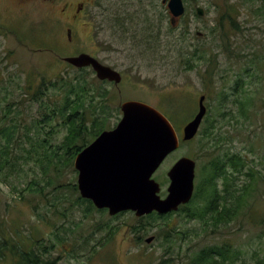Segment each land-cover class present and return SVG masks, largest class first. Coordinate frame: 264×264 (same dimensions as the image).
Returning <instances> with one entry per match:
<instances>
[{
    "label": "rangeland",
    "instance_id": "obj_1",
    "mask_svg": "<svg viewBox=\"0 0 264 264\" xmlns=\"http://www.w3.org/2000/svg\"><path fill=\"white\" fill-rule=\"evenodd\" d=\"M123 1L129 4L126 9L132 23L125 51L114 55L110 49H101L97 55L103 60L116 59L121 64L117 68L130 77L136 89L124 93L125 98L154 102L159 95L165 97L163 101L174 110L169 115L180 134L193 117L191 109L184 114L182 107L197 106L199 94H207V113L197 135L192 142L181 143L153 175L161 186L160 195L166 194V172L180 157H188L196 162L194 193L204 172L208 174L213 166L223 164L226 174L233 177L230 191L242 189L243 194L249 192L247 198L242 200L244 194L232 220L224 227L205 225L204 219L187 215L184 209L189 212L203 203L200 199L164 219L152 216L141 221L132 213L113 219L107 213L90 211L82 203L80 219L75 207L79 194L72 188L77 174L73 160L62 149L67 134L64 120L56 116L44 121L38 103L23 98V91L30 85L34 90L42 76L52 79L69 68L60 59L71 53L63 43L65 31L62 32L60 16L50 5H31L30 30L27 22L2 20L4 4L0 0V23L16 30L29 45L21 46L14 35L0 36V120L16 124L18 136L29 131L31 139L23 138L22 145H32L31 161L24 162L17 172L5 169L0 174V245L4 248L0 264H14L15 249L45 252L44 258L55 260V264H192L200 251L222 243L239 250L234 264H264V0H197L206 10L205 24L191 11L189 1L183 0L184 20L190 24L170 30L163 17L158 34L150 11L141 12L146 0H92L89 11H97L105 22L103 37L113 34V7L121 6ZM228 6L237 8V23L241 26V31L232 30L228 35L231 53L224 52L227 42L221 40V30L216 27V20ZM252 6L259 14L251 11ZM144 19L148 24L143 31L139 22ZM224 25L228 28L227 22ZM196 30L206 33L205 39L196 36ZM193 43L205 51V65L193 61ZM58 97L55 103L46 100L43 104L56 105L58 109L62 101ZM109 97L118 103L116 94ZM120 118L118 111L111 113L106 130ZM234 155L243 161L238 173L228 163ZM30 183L36 185H31V192ZM215 184L223 191L228 183L220 178ZM59 185L62 188L55 191ZM67 234L95 236L93 251L76 247L81 237L79 241L68 238L61 244L62 236ZM148 238H153L150 243H146ZM52 245L56 247L50 250ZM65 245L73 247L70 254L65 253Z\"/></svg>",
    "mask_w": 264,
    "mask_h": 264
},
{
    "label": "water",
    "instance_id": "obj_2",
    "mask_svg": "<svg viewBox=\"0 0 264 264\" xmlns=\"http://www.w3.org/2000/svg\"><path fill=\"white\" fill-rule=\"evenodd\" d=\"M168 9L172 25L185 11L182 0H169ZM196 15L202 17L203 9L197 8ZM63 61L75 68L91 67L100 81H121L117 71L88 54L66 57ZM120 110L117 125L101 132L74 158L80 197L90 200L97 209H107L110 216L125 211L136 217L176 212L192 198L195 161L181 157L172 165L167 172L166 196L161 198L160 185L152 176L166 157L178 149L179 136L169 120L147 104L126 101ZM205 114L204 97H200L197 113L182 128V142L194 139ZM151 241L148 238L146 243Z\"/></svg>",
    "mask_w": 264,
    "mask_h": 264
},
{
    "label": "trees",
    "instance_id": "obj_3",
    "mask_svg": "<svg viewBox=\"0 0 264 264\" xmlns=\"http://www.w3.org/2000/svg\"><path fill=\"white\" fill-rule=\"evenodd\" d=\"M251 11L259 14L254 10L253 6L251 7ZM228 12H230L231 15H229ZM237 15V8L234 6H228L221 13L219 17L220 19L216 23V27L221 30V40L226 39L227 42V45L223 46L225 53H231L228 48L229 33L232 32V30L235 32L241 31V27L237 23ZM225 22H227L228 28L225 27ZM93 75L94 74L91 70L67 68L64 73H60L52 79H47L42 76L43 78L34 90H31L30 85L23 91V98L27 97V101L32 103L36 101L38 103L37 109L42 110V118L44 121L53 119V117L55 118L56 116L60 117L61 120H64V122L62 120V124L67 127V134L62 142V149H65L66 155H70V160L74 159L76 154L83 148L88 140L95 139L102 131L107 129L105 127L107 123L106 120L111 116V114L103 112L104 108L102 107L105 106L104 102H107L108 100H103L106 94L102 95L99 93V87L94 84V82H96L95 77H92L93 79L90 78V76ZM27 83L31 84L30 81H27ZM97 96L100 97V101L97 100ZM57 97L62 99L58 109L56 108V105L54 106L49 103L43 104L46 100L55 103L57 102L55 100ZM109 98L110 103L114 101L113 97ZM166 117L175 127L173 117L170 115ZM0 121V174L5 169L8 173L17 172L24 162L31 161V143L27 146L22 145L23 138H27L26 140L31 139L30 135H27V132L29 131L26 130L27 132L25 134L18 136L16 132L18 131L16 124L13 122L11 124L5 123V120ZM46 156L49 157V155ZM228 159V163L232 166L235 173H238L243 163L242 159L235 155ZM223 167V164H218L211 168L212 172L208 174L204 172L205 176L199 178L195 193H193L192 199L187 205H191L198 199L203 203L195 205L189 212L187 208L184 209L189 217H196L200 220L204 219L205 225L209 223L214 226L222 225L224 227L228 224L232 220L236 208L241 204L240 201L245 194H243L244 191L242 189H232L234 194H238L237 196L230 191L229 183L233 181V177L230 178ZM250 177L251 179L253 178L251 174ZM220 178L228 183L225 185L223 191H219L215 184V180ZM47 184L51 185V182H48ZM31 185L35 184H29V192H31ZM61 188L62 185L56 186L55 191ZM72 188L77 192L76 185H74V187L72 185ZM248 189L251 191V186H249ZM246 194L245 198L242 200H246ZM233 204H235V206ZM52 207L55 208V204H53ZM169 215L171 214L166 216H158L154 214L152 216L158 220L164 219ZM152 216H148L147 218ZM15 235L18 236V232H16ZM0 243H2L1 240ZM2 248L3 244L0 245V257H3ZM15 250L17 253V255H15L17 261L14 264H53V261L44 258V255H46L45 252L39 253L34 250L24 249V251L21 249ZM238 253L239 250L235 246L222 243L219 247H211L207 250L200 251L192 264H234L238 257Z\"/></svg>",
    "mask_w": 264,
    "mask_h": 264
},
{
    "label": "flooded vegetation",
    "instance_id": "obj_4",
    "mask_svg": "<svg viewBox=\"0 0 264 264\" xmlns=\"http://www.w3.org/2000/svg\"><path fill=\"white\" fill-rule=\"evenodd\" d=\"M1 1L4 4L1 6L2 20L6 19L9 21L10 19L12 20L16 19L15 23L21 22V24L22 22H27L30 30H31V5L32 6L34 5L35 6L37 5H41V6L48 5L49 6L50 5L52 8H55L57 10L56 11L57 14L60 16L58 20L62 23V24L60 23L62 25V32L65 31V38L63 40L64 46H66L67 48L71 50V53L69 55L60 57L61 61L64 62L63 59L66 57H75L79 54L84 53V54H88L91 57L97 59L99 63H101L104 66L110 67L111 69L117 71L121 75V81L118 84H115L114 82H109L106 80L99 81L98 79H96V82L100 85L99 93L102 95L106 94L103 100L105 99L108 100L107 102H104L105 106L102 107L104 108L103 110L104 113L111 114V113H114L115 111H118L119 113H121L120 106L123 102H126V101H137V102L145 103L155 108L156 110H158L159 112H161L163 115H166V116L174 113V110L169 108L167 106V103L163 101L165 97L161 95L157 96V99L154 102H148L145 99L140 98V97H126L125 98L124 93L128 92V90L136 89V87L129 80L130 77L125 75L123 72H121L117 68V66H120L121 64L116 59L114 60V59L109 58L108 60H103L97 55V52H99L101 49H110V51L114 53V55L115 53L119 51H123V52L125 51L124 47L127 45V42L130 40V37L132 36L131 33H129L131 32L130 25L132 26V23L130 22L131 13L126 9L129 6L127 2L123 1L121 6L120 4H116L113 7V9L115 10L113 12V16L111 17L113 34L110 35L109 37H103L104 34H102V30L104 28L105 22L104 20H102L101 17L98 16L99 14H97V11H89L90 7L93 6L92 0H76V1L74 0H1ZM146 1H147L146 4L142 6L144 11H141V12L147 13L145 12L146 9L150 11V14L152 16V24L154 25L156 29L155 33L158 34L159 29L161 28V22H162L163 17L168 20L169 25H170V30H175L182 25L188 26V24H190L189 20H186V19L184 20L186 11L184 15L174 20V25L171 24L172 16L168 10L169 0H146ZM188 6L190 7L191 11H193L194 15L198 17V19L203 24H205L206 10L202 8L201 6H199V2L190 1ZM97 7H94V8H97ZM197 8H202L204 10V15L202 17H199L196 15ZM228 14L231 15L230 12H228ZM147 22L148 21L145 19L143 20V23L139 22V24L142 25L141 27L143 28V31L146 29L144 27L145 25L148 24ZM216 23H217V20H216ZM135 24L139 25L137 22H135ZM238 24L240 26L239 22ZM89 26L90 28L88 29L87 27ZM92 26H93V29H92ZM195 33H196V36L200 37L201 39H205V37L207 36L206 33L198 31V30H196ZM6 34L14 35L15 39L18 41V43L21 46H24L26 48L29 46L25 38L22 37V35L18 34L16 30H12L10 27H6L0 23V36H4ZM131 43H134V41ZM198 44L200 45V43ZM192 45L193 46L191 48V55L193 57V61L194 62L198 61L201 65H205V63H207L208 61L205 58V51L204 50L202 51V49H200L199 46H197L194 43ZM89 46H90V49H89ZM52 55L53 57H57V55H55L54 53H52ZM64 63L68 65L69 68L75 69L74 67L70 66L68 63L66 62ZM81 69H86L88 71L91 70V68L89 67L81 68ZM203 74L204 75L206 74L205 69L203 70ZM110 94L113 96L114 94H116V97H118L119 99V100L117 99L118 101L117 104L114 101L111 103L109 102ZM206 95L203 92L202 94H199L198 96V100L200 97H204V105H205ZM98 96H97V100L100 101V97ZM198 100H197V106L194 105V107L192 108L191 107L189 108L186 105L183 106L182 107V109L184 110L183 113L184 114L189 113L191 109V115L194 116L198 111ZM176 109L178 110L179 108H176ZM206 113H207V107H206ZM93 141L94 139L88 140L80 151H82L85 147L90 145ZM192 141L193 140L188 141V142H192ZM181 143L183 142H180V144ZM76 174L78 176L77 171H76ZM161 197L164 198L165 195ZM77 202L78 203L75 207H77L78 209L77 215L80 217V219H81V212H82V208H81L82 203L87 204V208L92 212H97L98 214L107 213L109 215L107 209H97L90 200L79 197V200ZM183 207L184 206H179L178 211L182 210ZM124 213H132L135 216V214L131 211L120 212L116 215H113V216L109 215V216L113 219H117L119 216H121ZM154 214L157 215V213L152 212L150 215H144L141 217L135 216V217L139 221H141L142 219H146L148 216H152ZM80 225H81V222H80ZM80 237H81V242L75 243L76 247H78L79 249H83L84 251H87L88 253L89 251L92 252L93 245L91 243H94L95 241V236H92V235L85 237V236H69L67 234V235L62 236L61 244L62 242L66 241L68 238H71V239L75 238L77 241H79ZM55 247H56L55 245H52L50 250L55 249ZM72 249L73 247L71 245L64 246V251L66 254H70L72 252ZM55 263L56 262L54 260L53 264Z\"/></svg>",
    "mask_w": 264,
    "mask_h": 264
}]
</instances>
